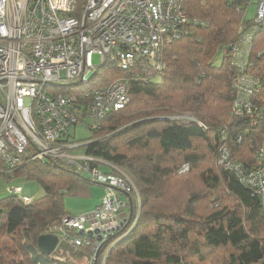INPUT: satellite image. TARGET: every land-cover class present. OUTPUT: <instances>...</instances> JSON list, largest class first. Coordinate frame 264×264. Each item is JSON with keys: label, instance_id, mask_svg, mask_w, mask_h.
<instances>
[{"label": "trees", "instance_id": "obj_1", "mask_svg": "<svg viewBox=\"0 0 264 264\" xmlns=\"http://www.w3.org/2000/svg\"><path fill=\"white\" fill-rule=\"evenodd\" d=\"M253 2L183 0L195 23L161 45L157 64L136 57L129 70L102 67L100 83L125 81L129 102L90 129L82 150L110 163L112 169L103 172L129 176L140 207L123 194L130 220L108 237L91 264H264L260 198L219 160L225 148L229 160L247 169L257 165L256 152L264 147V25L255 15L245 17ZM247 34L250 40L238 45L243 62L235 64L230 50ZM242 76L253 82L247 95L252 111L237 114L235 81ZM184 165L188 169L181 173ZM16 173L37 182L43 194L26 204L12 190L20 187H13L0 198V264H81L78 260L90 258L89 246L62 240L46 255L37 241L55 234L68 215L66 196L105 186L76 166L30 162L11 171L0 163V174Z\"/></svg>", "mask_w": 264, "mask_h": 264}, {"label": "built area", "instance_id": "obj_2", "mask_svg": "<svg viewBox=\"0 0 264 264\" xmlns=\"http://www.w3.org/2000/svg\"><path fill=\"white\" fill-rule=\"evenodd\" d=\"M183 0H0V163L16 171L30 162L76 166L91 181L105 186L96 208L77 217L64 215L54 228L59 241L73 247L92 246L95 253L130 220L125 199L131 194L140 207L137 186L123 172H103L108 162L85 155L72 130L85 118L89 129L129 102L127 83H100L107 63L129 70L136 57L155 59L161 45L178 39L188 22ZM255 21L264 25V0H256ZM245 40H244V39ZM230 54L243 62L238 47ZM100 56V64L92 62ZM240 93L237 114L252 111L247 95L250 77L235 81ZM257 165L242 169L225 148L219 160L238 173L243 186L260 198L264 210V147ZM188 168L184 165L181 171ZM20 192V188H13ZM29 203L28 197H22ZM74 230L81 236L70 235ZM91 233V235H87ZM100 237V239H98Z\"/></svg>", "mask_w": 264, "mask_h": 264}, {"label": "rangeland", "instance_id": "obj_3", "mask_svg": "<svg viewBox=\"0 0 264 264\" xmlns=\"http://www.w3.org/2000/svg\"><path fill=\"white\" fill-rule=\"evenodd\" d=\"M255 12H256V4L253 2L252 4H250V6L247 9V12L245 15L246 19L254 18ZM219 58L220 56H218V60ZM92 62L95 65H99L100 56L96 54L93 55ZM88 123H89V119L85 118L83 121L79 122L75 126V128L72 130V134L74 138L76 140H80L79 142L80 144L86 142L88 139L92 137V132L87 126ZM104 168L105 166L101 165L102 171L105 170ZM181 169H180V172L183 173L187 171L188 168L184 171H181ZM180 179H182L185 182L196 183V178H193V177L187 178L186 176H182L180 177ZM16 186H20V189H21L19 193L20 196H26L31 200L36 199L43 194V190L37 182L32 181V180H27L25 176L20 173L12 174L9 177L0 174V198H3L9 194H12L9 192V189H12L13 187H16ZM90 188H92V192H90L87 195H82V196L71 195V196L65 197L64 207H65V211L68 212L69 216L77 217L80 215H84V214L92 212L96 208V196L98 195V193L103 196L106 193V189L105 187H101L97 185H92L90 186ZM120 196L122 199L126 198L123 195H120ZM130 226H132V224ZM91 247L92 246H89L90 251H91ZM97 252H99V250ZM95 254L96 252L95 253L91 252L90 258L87 257V259L86 258L80 259L78 260V262H80L81 264H91L93 259L97 257V256L95 257Z\"/></svg>", "mask_w": 264, "mask_h": 264}, {"label": "water", "instance_id": "obj_4", "mask_svg": "<svg viewBox=\"0 0 264 264\" xmlns=\"http://www.w3.org/2000/svg\"><path fill=\"white\" fill-rule=\"evenodd\" d=\"M87 235L90 236L91 233H88ZM98 239H100V237H98ZM58 243L59 238L53 233L40 235L37 241L38 249L46 255H50L55 250ZM97 254L98 252H96L95 257L97 256Z\"/></svg>", "mask_w": 264, "mask_h": 264}, {"label": "crops", "instance_id": "obj_5", "mask_svg": "<svg viewBox=\"0 0 264 264\" xmlns=\"http://www.w3.org/2000/svg\"><path fill=\"white\" fill-rule=\"evenodd\" d=\"M16 174H19V173H16ZM16 187H20V186H16ZM90 192H92V188H90ZM102 197L103 196L98 193V195L96 196V205L100 202Z\"/></svg>", "mask_w": 264, "mask_h": 264}, {"label": "bare ground", "instance_id": "obj_6", "mask_svg": "<svg viewBox=\"0 0 264 264\" xmlns=\"http://www.w3.org/2000/svg\"><path fill=\"white\" fill-rule=\"evenodd\" d=\"M115 66V65H114Z\"/></svg>", "mask_w": 264, "mask_h": 264}]
</instances>
